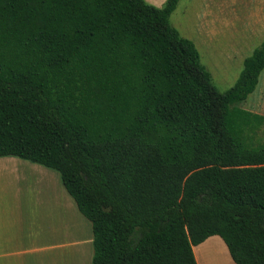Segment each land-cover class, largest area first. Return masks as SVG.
<instances>
[{"label": "trees", "instance_id": "trees-1", "mask_svg": "<svg viewBox=\"0 0 264 264\" xmlns=\"http://www.w3.org/2000/svg\"><path fill=\"white\" fill-rule=\"evenodd\" d=\"M147 0H0V156L53 168L92 222V264H198L212 235L264 264V40L220 91Z\"/></svg>", "mask_w": 264, "mask_h": 264}, {"label": "crops", "instance_id": "crops-1", "mask_svg": "<svg viewBox=\"0 0 264 264\" xmlns=\"http://www.w3.org/2000/svg\"><path fill=\"white\" fill-rule=\"evenodd\" d=\"M198 264H236L220 235L194 246ZM92 222L60 173L18 156H0V264H92Z\"/></svg>", "mask_w": 264, "mask_h": 264}, {"label": "rangeland", "instance_id": "rangeland-1", "mask_svg": "<svg viewBox=\"0 0 264 264\" xmlns=\"http://www.w3.org/2000/svg\"><path fill=\"white\" fill-rule=\"evenodd\" d=\"M147 1L161 7L166 0ZM170 20L195 42L220 91L233 86L244 59L264 40V0H181ZM239 105L264 115V71L257 89ZM259 136L264 138V130Z\"/></svg>", "mask_w": 264, "mask_h": 264}]
</instances>
